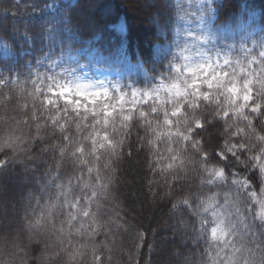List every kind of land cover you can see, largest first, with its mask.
Masks as SVG:
<instances>
[{
    "label": "trees",
    "instance_id": "trees-1",
    "mask_svg": "<svg viewBox=\"0 0 264 264\" xmlns=\"http://www.w3.org/2000/svg\"><path fill=\"white\" fill-rule=\"evenodd\" d=\"M262 52L264 0H0V80L10 81L8 87L0 85V142L20 137V147L30 145L28 155L33 157L29 160L24 152L13 156L10 149L5 150L8 156L18 157L9 165L7 181L20 202V228L14 235L24 250L0 243V258L14 264H90L95 245L102 251L105 264L198 261L209 244L216 243L211 236V227L215 226L212 208L223 211L220 205L225 199L232 201L237 195L232 181L247 179L258 198H264L259 195L264 174L258 169H246L225 148L226 144L252 145L255 140L248 139L247 122L230 109L229 117L221 114L213 119V109L217 107L216 97L212 96L215 89L202 83L203 72L195 78V86L200 93L208 92L210 99L204 100L202 95L196 99V112L207 115L214 126L183 140L186 133L179 121L190 118L193 110L187 100L193 98L177 97L172 85L183 89L184 79L192 77L185 65L199 62L202 57L211 58L213 68L221 75L236 74L241 86L248 79L252 99H258L264 72ZM225 59L229 64H224ZM102 69L113 76L97 79L94 73ZM37 76L96 89L98 82H103L109 96L116 97L110 101L115 111L109 109L113 113L109 125L103 126L102 113L99 117L89 113L85 119L71 113L74 121L81 123V130H77L76 123L69 121L63 110L49 112L51 106L45 101L52 99L53 94L47 91V80L35 98L29 95L35 93L31 81ZM176 100L180 101L178 110ZM219 100L222 102L223 97ZM62 105L61 100L59 106ZM248 105L244 114L255 117L250 111L251 100ZM153 107L157 111H152ZM173 110H177L176 116H172ZM166 111L170 121L167 125ZM123 115H130V120L123 121ZM97 119L101 120L100 125L95 124ZM57 121L66 124L63 132ZM37 123L41 124L40 129ZM253 125L264 135V121L257 123L253 119ZM93 126L99 137L107 132L113 143L123 141L116 148L117 155L111 154L107 141L104 148L99 143L95 146V156H100V161L89 155L84 157L87 162L83 164L70 152L62 157L59 148H53L62 146L63 136L69 135L82 140L81 146L90 153L92 140L83 138L96 135ZM195 140L200 141L203 152L191 147ZM261 147L264 145L257 144L251 153L241 149L237 155L247 160L250 155H259ZM221 149L224 153L217 155ZM173 155H177L176 160ZM6 158L0 153V159ZM108 161L115 172L106 192L98 190L93 197L92 186L99 189L97 174L105 180L109 176V170L103 167ZM89 167L93 168L91 173ZM213 169H222L224 176L217 178ZM177 174L187 178L177 180ZM208 179L213 183L207 184ZM50 181L53 182L49 186ZM57 184H62L63 189H58ZM27 192H33L31 206L36 210L31 228L23 212L28 201L23 203L22 196ZM65 194L70 204H76L75 208L61 206ZM185 198L191 208L201 200L210 204L209 211L203 213L207 240L193 238L192 225L195 223L198 228L199 224L189 205L183 203ZM37 199L41 206L48 205L43 212L36 205ZM251 206L259 211V205ZM81 208H86L90 216L85 217ZM69 212L78 213L77 220L72 222L75 227L68 224ZM92 214L95 222L105 227L95 236L88 231L77 234L80 223H85L86 228L93 224ZM247 223L255 225L258 231L261 222L249 218ZM172 224L176 225L175 231ZM60 229L66 235L63 243L59 239ZM243 230L240 225V231ZM69 232L71 236H67ZM225 239L238 240L239 232Z\"/></svg>",
    "mask_w": 264,
    "mask_h": 264
},
{
    "label": "snow or ice",
    "instance_id": "snow-or-ice-1",
    "mask_svg": "<svg viewBox=\"0 0 264 264\" xmlns=\"http://www.w3.org/2000/svg\"><path fill=\"white\" fill-rule=\"evenodd\" d=\"M261 56H264V52L261 53ZM185 61L189 60V57H184ZM224 64H229L227 59L224 60ZM189 73L192 74L191 78L184 79V87L177 86L176 84L172 85V89L175 91V95L177 97L187 98L192 97L193 99L187 100L188 107L192 109V113H190L189 117H184L183 120L179 121V124L183 125L184 132L186 133L181 138L185 141L190 139V136L200 135L202 132H208L209 126H214L212 122H210L209 117L207 115H201L196 112V104L195 100L199 99L200 96H203L204 100H209L210 96L208 92L200 93L199 89L195 86V78L199 77L200 73L203 72L205 74V79L202 83L206 84L209 89H215V92L212 93L213 97H216L215 103L217 105L216 108L213 109L214 117H219L221 114L224 117H229V109L233 111L238 116H242V118L247 122V131L249 133L248 139L251 141L255 140V144L249 145L247 143H241L239 145L232 144L229 147L227 144L225 148L228 151L232 152L233 156L236 157L238 163H242L245 165L246 169L254 168L258 169L261 174H264V147H261L259 150V155L253 154L248 157L247 160H241L240 156L237 155L239 150L243 149L248 152H254V149L257 144L264 145V135H261L257 132L256 127L253 125V119L257 120V123L260 121H264V72L260 77L261 85L257 91L258 99H252L249 84L250 81L245 79L242 86L238 83L237 76L234 73L224 72L221 75L218 71L213 68V64L210 59H204L199 62L186 64ZM216 68L221 67L220 65H216ZM212 69V71H209ZM177 72L180 71L179 66H177ZM226 77H230L226 79ZM45 80H47L46 88L49 93L53 94L52 99H47L45 103L51 106L48 111L51 112L52 109H55L57 113L63 110L64 116L67 117L69 121H73L76 123L77 130H81V123L79 121H74L71 113H75L76 117L80 119L87 118V114L91 113L93 117H99L101 113L103 114L102 124L104 127H107L110 123L109 118L112 116V112L109 111L110 108L115 111V106L110 103L112 99L116 97L109 96V90L107 89H96L93 86L87 84H72L69 82L61 83L60 80L55 77H41L37 76L36 80H32L31 84L35 88V93H29V95L35 98V95L41 92V86H45ZM10 81L0 80V85L4 87L9 86ZM11 83H15V81H11ZM158 91V90H157ZM136 93L133 92V96ZM223 97V101L219 100V97ZM121 101L123 97H118ZM63 101L62 107L60 105V101ZM252 101L251 113L256 114L255 117H249L244 114V109L248 107V102ZM240 101H243L242 103ZM180 101H175V107L178 110V105ZM43 107V105H41ZM81 110L83 115H81ZM177 110L172 111V116L177 115ZM152 111H157L155 107H153ZM122 112V106H121ZM141 116L144 113H140ZM165 119L164 124L167 125L170 123L168 119L167 111L164 113ZM32 118L36 119V113L33 112ZM130 115H123V121H129ZM54 119V118H53ZM58 127L63 132L66 128V124H59L56 122ZM227 124V121H225ZM96 125L101 124V120L97 119L95 121ZM37 129L41 128V124H36ZM87 127V125H84ZM125 127H128L125 125ZM261 131H264V125H261ZM93 132H96L95 127L93 126ZM122 133V130H121ZM118 133V134H121ZM128 135L130 133H123ZM171 135V134H170ZM176 135H180L179 127ZM99 133L96 132V135L93 136L89 134L85 136L83 140H92V150L89 153L87 148L82 145V140L75 139L70 137L69 135L63 136V145L62 146H53V148L58 147L61 156L63 157L66 153L71 154L77 161L80 163H86L87 161L84 159L86 156H95L96 153V144L99 143L100 148H104V141L108 142V147L111 149V154L113 156L117 155L116 148L120 147L123 141H118L113 143L109 140L107 132H105L103 137H99ZM23 141L20 137H16L15 139H7L3 142H0V153H3L7 158L0 159V243H3L5 247L11 245L16 248L18 251L24 250V245L19 241L18 237L14 235V233H18L19 224H17V218L20 213V202L17 201V193L16 190L11 187V185L7 181L8 176V168L10 164H14L16 159L13 156L17 152H24L28 155V149L30 145L27 147H20ZM200 146V141L195 140L191 147L196 149L198 148L200 152H203L204 149ZM6 149H10L13 153V156H8V153L5 151ZM74 149V150H72ZM48 149H42V151H47ZM79 153V155H77ZM224 153V149H221L220 153L217 155H222ZM131 156V153H129ZM28 159L31 160L33 157L28 155ZM173 160L177 159V155L172 156ZM101 160L100 156H95V161L98 162ZM23 163V161H20ZM206 162V161H202ZM183 162L181 161V164ZM105 169L109 170V176L107 179H102V177L97 174L96 183L99 185V189L96 186H92V196L95 197L97 195V191L99 190L101 193L106 192L109 183L112 179V176L115 172V169L111 168V162H105L103 164ZM171 167V165H170ZM25 172L28 171V166L25 165ZM93 171L92 167L88 168V172L91 173ZM214 174L217 178L223 177L224 172L222 169H213ZM58 178V177H57ZM177 180L186 179L187 177H182L179 174L175 177ZM72 177L69 178V183H71ZM53 181L49 182V186ZM203 183V181H202ZM213 180L208 179L207 184H212ZM232 185L236 188L237 195L233 198L232 201H229L227 198L225 199L224 204L220 205V208L223 211H217L215 208H212V223L215 224L214 227H211V236L212 240L216 242L215 244H209L208 248L205 249L201 258L198 261H193L192 264H264V198H258V194L252 190V185L249 184L248 180L245 179L243 181L234 179L232 181ZM47 187V186H46ZM56 187L58 189H63L62 184H57ZM43 190V189H42ZM260 197H264V187L261 188ZM33 194L31 192H27V194H23L22 200L28 201V207L23 208L24 219L28 221V225L31 228L33 226V217L36 215V210L31 206V201L33 200ZM56 200H59V195H57ZM51 200V197H49ZM212 198L209 197V200ZM184 204L189 205L192 214L197 217V223L199 227H196L194 223L192 225V232L194 239H205L207 240L208 228L206 227V217L203 213L209 211L210 204L205 200H201L195 208H191V204L188 198H185L183 201ZM36 205L41 207V211L43 212L48 208V205L44 206L40 205V200H36ZM251 205H259V211L257 212L256 208ZM55 207V205H52ZM62 207H71L75 208L76 204H70L67 200V196L65 194V200ZM175 207V205L173 206ZM80 211L83 212L85 217H89L90 213L86 208H81ZM68 224L70 227H75L72 223L76 221L78 218V213H68ZM20 218V217H19ZM251 218L253 220L258 219L260 223V228L257 231L256 226L252 224H248V219ZM93 224L85 227V223H80L79 228L76 229L77 234L82 231H88L90 236H95L101 231L105 225L99 224L95 222V216L92 214ZM39 223V220L35 221ZM183 223V222H182ZM240 225L244 226V230L240 231ZM239 232L238 240H227L225 237L234 236ZM72 234L69 232L67 236H71ZM66 238L63 229H60V242L63 243ZM71 241L69 240V243ZM102 251H98L93 245L92 250V260L90 264H105V261L101 259ZM0 264H14L12 260H5L0 258Z\"/></svg>",
    "mask_w": 264,
    "mask_h": 264
},
{
    "label": "rangeland",
    "instance_id": "rangeland-1",
    "mask_svg": "<svg viewBox=\"0 0 264 264\" xmlns=\"http://www.w3.org/2000/svg\"><path fill=\"white\" fill-rule=\"evenodd\" d=\"M122 27V29H123V26H121ZM94 75L96 76V78L97 79H101V78H103V79H110L112 76H113V74L111 73V72H109L108 70H105V69H102V70H99V71H96L95 73H94ZM88 76V75H87ZM98 87H99V89H106V85L103 83V82H98ZM33 193V192H32ZM20 200H21V198H20ZM27 200H25L23 203H27L26 202ZM17 224H19V223H17ZM171 226H173V230L175 231L176 230V228H175V224L173 225H171ZM179 226V224L177 225V227ZM19 228H20V225H19ZM172 228V227H171ZM19 232V231H18ZM15 234H17V233H15ZM175 257V256H174ZM175 259H176V257H175ZM178 260V259H177ZM186 263V261L184 262V261H181L180 259L175 263H173V262H170V263H167V264H185Z\"/></svg>",
    "mask_w": 264,
    "mask_h": 264
},
{
    "label": "clouds",
    "instance_id": "clouds-1",
    "mask_svg": "<svg viewBox=\"0 0 264 264\" xmlns=\"http://www.w3.org/2000/svg\"><path fill=\"white\" fill-rule=\"evenodd\" d=\"M209 59H211V58H209ZM201 60H204V58L202 57Z\"/></svg>",
    "mask_w": 264,
    "mask_h": 264
}]
</instances>
